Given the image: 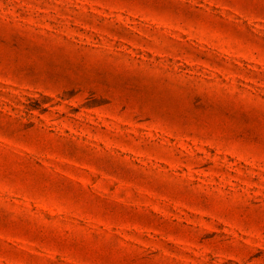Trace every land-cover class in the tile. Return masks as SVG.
<instances>
[{
    "label": "rangeland",
    "instance_id": "obj_1",
    "mask_svg": "<svg viewBox=\"0 0 264 264\" xmlns=\"http://www.w3.org/2000/svg\"><path fill=\"white\" fill-rule=\"evenodd\" d=\"M0 264H264V0H0Z\"/></svg>",
    "mask_w": 264,
    "mask_h": 264
}]
</instances>
